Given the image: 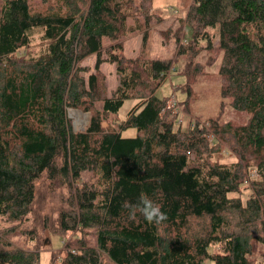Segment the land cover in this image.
Masks as SVG:
<instances>
[{
	"label": "trees",
	"instance_id": "trees-1",
	"mask_svg": "<svg viewBox=\"0 0 264 264\" xmlns=\"http://www.w3.org/2000/svg\"><path fill=\"white\" fill-rule=\"evenodd\" d=\"M191 1L183 72L122 54L124 39L147 31L151 0H0V264H38V230L66 234L50 264H259L250 254L252 241L264 244V0ZM200 51L243 121L191 118L181 129ZM167 80L176 89L160 97ZM68 109L89 111L86 130H72ZM59 190L54 222L35 215ZM141 193L166 220L130 219L125 203Z\"/></svg>",
	"mask_w": 264,
	"mask_h": 264
},
{
	"label": "rangeland",
	"instance_id": "rangeland-1",
	"mask_svg": "<svg viewBox=\"0 0 264 264\" xmlns=\"http://www.w3.org/2000/svg\"><path fill=\"white\" fill-rule=\"evenodd\" d=\"M151 13L153 19L148 23L149 27L146 32L142 31L133 35L128 36L122 42V54L127 58H137V56L145 55L149 58H157L163 62H168L171 67L176 65L179 69H183L186 72V59L183 55H179L182 48H179L183 43V39L189 36V25L186 24V15L190 12L192 1L191 0H151ZM215 33V31H214ZM146 34L144 42L141 40L143 35ZM185 46L187 39L184 41ZM213 42H216L213 41ZM143 43L144 45H141ZM39 41L34 39L31 49H35L38 46ZM213 59L212 55L208 56L206 52L200 51L196 57H194L193 63L199 66L198 75H188V83L191 86L194 94L193 98L186 101L187 109L189 113H184L182 107H180L182 126L181 129H186V126L190 123L189 119H198L206 122L208 118H216L218 123L234 120L235 123L243 121L244 116L235 113L227 101H224L220 97V81L216 73V66H209L207 62L209 59ZM93 63V57L88 56L82 60L81 65L86 68H90ZM170 67V68H171ZM102 73L105 75V81L107 85L112 89L115 85L113 67L111 65H101ZM112 70V72H108ZM175 76L172 75L169 81L176 83L174 80ZM168 80L165 81L158 89V96H169L174 92L176 87H173ZM171 86V87H170ZM175 95L178 99L182 97L181 92L176 90ZM130 105L129 101H125L120 110L118 111V117L121 118L125 115V112ZM180 105V104H179ZM66 119L70 122V126L74 132H83L86 130L89 124V111L83 109H68L65 113ZM188 122V124H187ZM187 124V125H186ZM102 127L105 128V123H102ZM204 127H207L206 123ZM133 134V131L128 130L123 135ZM219 161L228 162L234 161V157L221 156L220 152L217 154ZM88 174L82 175L81 181H86ZM247 180V178H246ZM45 190V189H42ZM57 195L52 197L43 196L37 201L34 206V214L38 213L44 215L48 214L50 220L54 222V213L58 212L61 208V203L58 201L61 191H56ZM245 196H241L244 201L247 198V192L244 191ZM242 194V195H243ZM31 218L34 219L33 214ZM31 221V220H30ZM34 225L35 222L33 221ZM26 223L19 227V232L22 233L24 230H30L31 224L27 227ZM36 228L39 227L36 224ZM73 234H77L75 231ZM68 235V234H67ZM79 235V234H78ZM21 236L22 240L23 235ZM62 236H57L54 233L50 235L46 232L38 230L37 235V246H38V264H50V255L54 253L55 257L58 258L61 255L64 242L66 240ZM89 238V237H88ZM22 241L21 239H19ZM90 240V239H89ZM91 241V240H90ZM30 246V244L28 245ZM252 260L259 264H264V244H258L252 241L251 254ZM202 264H213L210 261H204Z\"/></svg>",
	"mask_w": 264,
	"mask_h": 264
},
{
	"label": "clouds",
	"instance_id": "clouds-1",
	"mask_svg": "<svg viewBox=\"0 0 264 264\" xmlns=\"http://www.w3.org/2000/svg\"><path fill=\"white\" fill-rule=\"evenodd\" d=\"M125 207L130 209V219H135L139 212L149 223L159 224L167 219L166 213L161 211V205L154 203L145 193H141L136 204L125 203Z\"/></svg>",
	"mask_w": 264,
	"mask_h": 264
}]
</instances>
